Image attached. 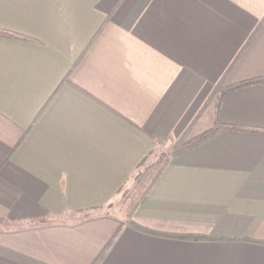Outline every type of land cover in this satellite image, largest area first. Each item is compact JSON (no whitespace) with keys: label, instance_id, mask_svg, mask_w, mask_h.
Segmentation results:
<instances>
[{"label":"crops","instance_id":"obj_1","mask_svg":"<svg viewBox=\"0 0 264 264\" xmlns=\"http://www.w3.org/2000/svg\"><path fill=\"white\" fill-rule=\"evenodd\" d=\"M0 30V264H264V83L114 207L217 82L264 79V0H0Z\"/></svg>","mask_w":264,"mask_h":264},{"label":"trees","instance_id":"obj_2","mask_svg":"<svg viewBox=\"0 0 264 264\" xmlns=\"http://www.w3.org/2000/svg\"><path fill=\"white\" fill-rule=\"evenodd\" d=\"M0 36L12 37L15 39H25L26 37L16 35L12 32L0 30ZM264 83V79L253 78V80L241 81L237 84L224 86L223 81L216 83V86L209 96L208 100L203 104L201 111L196 116L191 126L181 135L179 139L169 145L166 154H161L154 164L141 168L133 176V186L128 194H122L119 215L124 220L132 218L133 213L142 205L144 198L152 190L160 175L167 168L172 159L180 157L185 153L192 151L206 141L215 138L217 134L230 131H241L242 129L235 125H227L220 120V106L224 96L230 91L240 90V88L250 87L256 84ZM210 122L212 126L203 132L194 133L195 128L200 122ZM161 143H158L160 145ZM144 167V168H143ZM124 190H121V193ZM120 193V194H121Z\"/></svg>","mask_w":264,"mask_h":264},{"label":"rangeland","instance_id":"obj_3","mask_svg":"<svg viewBox=\"0 0 264 264\" xmlns=\"http://www.w3.org/2000/svg\"><path fill=\"white\" fill-rule=\"evenodd\" d=\"M169 145L170 144H167V147L166 148H162L161 149V154H166V152L168 151L167 150V148L169 147ZM159 151H157V153H155V155H154V157H152V159L150 160V161H148V164L147 163H145V165H144V167H146V166H149V165H151V164H154L155 163V161H157L158 159H159V157L161 156V154L160 153H158ZM153 160V162H151ZM151 162V163H150ZM143 167V168H144ZM132 186H133V181H132V183L130 184V186H128V187H125L123 190V192L119 195V197H118V199L117 200H115V202H114V207L115 208H117V210L119 211V208H120V206H121V198H122V194L125 192V194H128L129 192H130V189L132 188Z\"/></svg>","mask_w":264,"mask_h":264}]
</instances>
